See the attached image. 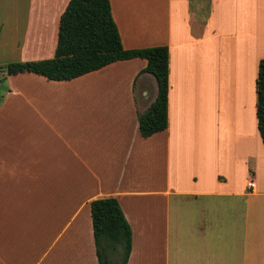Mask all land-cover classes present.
Listing matches in <instances>:
<instances>
[{
  "label": "crops",
  "instance_id": "crops-1",
  "mask_svg": "<svg viewBox=\"0 0 264 264\" xmlns=\"http://www.w3.org/2000/svg\"><path fill=\"white\" fill-rule=\"evenodd\" d=\"M69 1L0 0V56L53 58ZM109 1L125 50L168 48V127L139 133L157 91L142 59L67 82L8 76L0 264H99L90 203L105 198L131 228L127 264H264V0Z\"/></svg>",
  "mask_w": 264,
  "mask_h": 264
},
{
  "label": "trees",
  "instance_id": "trees-1",
  "mask_svg": "<svg viewBox=\"0 0 264 264\" xmlns=\"http://www.w3.org/2000/svg\"><path fill=\"white\" fill-rule=\"evenodd\" d=\"M132 59L146 61L141 74L151 75L156 82L154 101L145 112L137 115L139 133L146 139L168 127L169 51L166 46L125 50L109 0H70L60 16L53 58L17 61L0 67V84L8 76L26 73L48 81L67 82L115 62ZM255 90L257 130L264 148V59L258 63ZM90 214L99 264H127L131 251V228L117 200L92 201Z\"/></svg>",
  "mask_w": 264,
  "mask_h": 264
},
{
  "label": "rangeland",
  "instance_id": "rangeland-1",
  "mask_svg": "<svg viewBox=\"0 0 264 264\" xmlns=\"http://www.w3.org/2000/svg\"><path fill=\"white\" fill-rule=\"evenodd\" d=\"M259 32L264 35V29L262 31L259 29ZM13 58L14 57L0 56V67L4 68L7 64L14 62L15 59ZM0 89H1V84H0ZM152 90L153 92H155V87L149 86V91H152Z\"/></svg>",
  "mask_w": 264,
  "mask_h": 264
},
{
  "label": "built area",
  "instance_id": "built-area-1",
  "mask_svg": "<svg viewBox=\"0 0 264 264\" xmlns=\"http://www.w3.org/2000/svg\"><path fill=\"white\" fill-rule=\"evenodd\" d=\"M248 187L253 188L254 187L253 183H249Z\"/></svg>",
  "mask_w": 264,
  "mask_h": 264
}]
</instances>
